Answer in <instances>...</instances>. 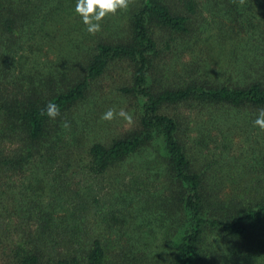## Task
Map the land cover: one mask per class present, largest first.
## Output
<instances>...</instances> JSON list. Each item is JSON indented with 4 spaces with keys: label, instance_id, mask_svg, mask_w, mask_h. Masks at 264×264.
<instances>
[{
    "label": "trees",
    "instance_id": "obj_1",
    "mask_svg": "<svg viewBox=\"0 0 264 264\" xmlns=\"http://www.w3.org/2000/svg\"><path fill=\"white\" fill-rule=\"evenodd\" d=\"M75 5L0 0V264L264 256V176L216 173L190 143L221 149L264 109V0H130L96 35Z\"/></svg>",
    "mask_w": 264,
    "mask_h": 264
},
{
    "label": "rangeland",
    "instance_id": "obj_2",
    "mask_svg": "<svg viewBox=\"0 0 264 264\" xmlns=\"http://www.w3.org/2000/svg\"><path fill=\"white\" fill-rule=\"evenodd\" d=\"M216 26L214 25V21L210 24L204 23L203 27H199L196 29L195 33L197 37H199V43L206 39V37L211 34V32H215ZM232 130L224 131L226 136V140L224 141L223 148L218 149L214 148V145L210 142L209 145L202 144L199 146L195 142L191 141L192 149L194 151V155L198 156L200 160L203 158H211L218 157L219 160L216 162V166L219 168V171L216 173L225 172L227 170L231 175H242L243 177L249 178L252 177L255 173H262L264 176V155L261 156L258 153L259 147H264V130H261L258 126H254V124H245L242 123L236 129L231 128ZM195 134L198 133L197 129H194ZM249 165H253V167H249ZM261 165V166H260ZM263 166V167H262ZM221 167H225L223 170ZM104 193L109 190L107 186V181H104ZM235 188L231 186V188ZM244 187V186H241ZM233 188V189H234ZM123 210H128L130 214L137 215L134 217V220L140 221L141 219H145L143 212L137 204H129L122 205ZM125 210V211H126ZM117 227V226H116ZM113 232L107 230V235H112ZM209 241L212 240V233L208 236ZM227 263H232L233 261L229 258ZM252 264H264V256L253 255V259L251 260Z\"/></svg>",
    "mask_w": 264,
    "mask_h": 264
},
{
    "label": "clouds",
    "instance_id": "obj_3",
    "mask_svg": "<svg viewBox=\"0 0 264 264\" xmlns=\"http://www.w3.org/2000/svg\"><path fill=\"white\" fill-rule=\"evenodd\" d=\"M243 5L245 0H239ZM130 0H76L75 12L81 17L85 30L90 35H96L101 31V22L108 15H114L118 10H127L129 8ZM59 107L52 102H49L45 109L42 110L41 115H47L50 119H56L59 115ZM119 116L127 123L131 124L133 117L124 109L119 112L115 108L107 109L100 117L103 121H112ZM254 126H258L264 130V109H260L253 121ZM64 128H69L67 121L63 123Z\"/></svg>",
    "mask_w": 264,
    "mask_h": 264
}]
</instances>
